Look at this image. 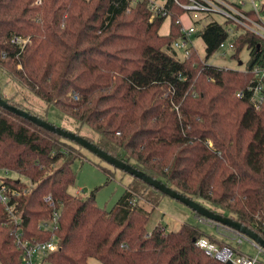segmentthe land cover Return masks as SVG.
Here are the masks:
<instances>
[{"label": "trees", "instance_id": "obj_1", "mask_svg": "<svg viewBox=\"0 0 264 264\" xmlns=\"http://www.w3.org/2000/svg\"><path fill=\"white\" fill-rule=\"evenodd\" d=\"M178 14L163 36L166 19L151 22L147 1L0 0V71L34 99L26 97L28 105L0 95L50 123L57 107L76 135L264 239V104L256 108L247 92L252 68L264 67V42L242 32L234 51L249 50L246 71L217 68L207 62L227 33L210 23L200 33L206 61L197 51L184 61L171 49L181 35ZM15 37L28 43L13 44ZM81 149L0 107V170L17 174L21 183L7 181L27 190L13 214L0 205V264H21L19 225L26 236L49 238L39 227L52 215L46 196L62 212L53 264H221L198 247L206 233L196 225L167 232L160 224L148 236L166 195L140 179L133 177L111 211L97 205L95 192L70 194ZM103 171L111 181L113 173Z\"/></svg>", "mask_w": 264, "mask_h": 264}, {"label": "built area", "instance_id": "obj_2", "mask_svg": "<svg viewBox=\"0 0 264 264\" xmlns=\"http://www.w3.org/2000/svg\"><path fill=\"white\" fill-rule=\"evenodd\" d=\"M141 1L148 2L151 22L157 18H165L171 22L172 17L178 14L177 11L184 12V15L178 14L175 21V24L180 27L181 35L171 45L172 51L181 60H189L193 51L198 52L196 39L202 40L200 33L206 27L197 28L196 22L190 16L192 13L223 16L243 33L249 32L264 42V20L257 9L256 0H131L133 4L141 3ZM185 19L188 21V25H186ZM234 42L227 45L226 41H222L219 49L234 52ZM12 43L24 48L28 41L15 37ZM252 69L251 73L254 77L247 92L254 106L259 109L264 104V67L256 65ZM244 96L245 92L238 93V97ZM74 100L78 101L79 96L74 95ZM0 172L5 174L4 176L0 175V205H3L8 213L13 214L17 198L25 195L27 190H20L13 182L21 183L18 179L13 178L12 182H8V171L0 170ZM44 201L51 207L52 215L42 219L39 227L41 234H48V239L38 238L40 236H26L24 229L19 225L22 220L16 215L12 216L15 224L19 225L14 233L15 243L22 251L21 264H53L49 260V255L57 252L60 248L57 233L60 229L61 209L55 206L53 198L50 196H46ZM199 222L216 229L215 236L206 234L197 241L198 247L207 256L221 264H264V248L257 241L211 219L200 216ZM148 235L151 236V233ZM244 243H249L258 254L251 256L243 252L241 248Z\"/></svg>", "mask_w": 264, "mask_h": 264}, {"label": "rangeland", "instance_id": "obj_3", "mask_svg": "<svg viewBox=\"0 0 264 264\" xmlns=\"http://www.w3.org/2000/svg\"><path fill=\"white\" fill-rule=\"evenodd\" d=\"M257 9H259L262 19L264 20V0H256ZM91 10H88L87 13L90 15ZM191 18L196 22L195 26L199 29L207 26L210 23H217L224 27L228 37L225 39L226 44L233 43L237 35H241L242 31L232 25L227 21L223 16H208L206 14L192 13L190 14ZM132 17H127L122 22L132 21ZM186 25L188 21L185 19ZM170 20H166L161 26L160 34L167 36L170 34L171 30ZM117 31V30H116ZM115 31V32H116ZM124 35H127L129 29L120 30ZM25 40L28 41V38ZM68 41H70L67 38ZM198 46V55L201 57L204 62L207 58L205 54V43L200 38L196 39ZM236 52L228 51L227 49H219L213 57L208 59V64L215 66L217 68H226L230 70H241L244 71L247 69L250 61V54L247 47L243 48L237 52V56L234 55ZM226 55V56H225ZM197 60H199L197 58ZM204 90V89H202ZM0 92L12 98L16 102H22L28 104V101L25 100L26 97L33 98L25 89L17 87L9 76H6L4 72L0 71ZM34 99V98H33ZM31 99L32 101H34ZM29 105V104H28ZM240 114L243 112L244 107H239ZM238 110V109H237ZM238 110V111H239ZM49 121L53 124L56 123L59 127L65 128L67 131L75 130V123L69 118L65 117L64 114L57 108H51ZM235 124V122L233 123ZM120 135V134H119ZM212 146V143L210 142ZM84 159L76 160L73 164V168L76 174V184L71 187L70 194L73 196H78L81 199H86L90 197L91 193L95 192L97 205L100 208L111 211V209L116 205L117 201L123 196L127 191L131 182H133V176L124 172L121 169L115 168L114 166L108 164L101 158H98L91 151L86 149H81ZM103 169H108L113 173V178L108 180ZM0 175H5L3 172H0ZM8 177L18 179L17 174L10 172ZM24 181V179H22ZM201 205L208 207L209 204H204L199 202ZM145 209L152 211L151 206H144ZM189 223L191 225H196L201 231L205 232L207 235H216V229L208 227L199 222V218L194 211L186 207L180 201H176L168 196H164L159 206L152 211L151 218L148 222L147 231L151 233L158 225H162L167 232H177L183 224ZM149 236V235H148ZM242 251L255 256L258 254L256 250L249 243H244L242 245ZM89 264H101L99 261L92 259Z\"/></svg>", "mask_w": 264, "mask_h": 264}, {"label": "water", "instance_id": "obj_4", "mask_svg": "<svg viewBox=\"0 0 264 264\" xmlns=\"http://www.w3.org/2000/svg\"><path fill=\"white\" fill-rule=\"evenodd\" d=\"M0 107L16 114L19 117H22V118L24 117L28 121L33 122L38 127L40 126L53 134L55 133L58 136L63 137L64 139L75 142L81 148L91 151L98 158L103 159L104 161L114 166L115 168L117 167L118 169L123 170L129 175H132L134 178L140 179L146 185H149L150 187L159 191L161 194H164L176 201L177 200L180 201L186 207L190 208L192 211H194L199 216L204 217L206 219H211L222 225H226L230 228H233L234 230L241 232L245 234L246 236L250 237L252 240L257 241L264 248V239L261 236H259L255 231L250 230L249 228L244 226L242 223L236 222L230 217H227L224 215L222 216L221 214H218L212 211L210 208H207L201 205L199 202L195 201L194 199L191 200L190 198H187L183 194L174 191L172 188H170L165 183L159 180L153 179L149 175L136 169L133 165L127 164L124 161L119 160L116 157L114 158L106 151L99 149L97 146H95L93 143L88 141L86 138L84 139L83 137L76 135L72 131H67L64 128L57 126L56 124H52L48 121H44L43 119L39 117L31 115L29 112L25 110H21L17 107L10 105L9 103H7L5 99L1 97V95H0Z\"/></svg>", "mask_w": 264, "mask_h": 264}]
</instances>
